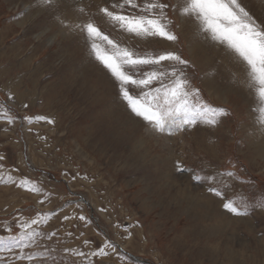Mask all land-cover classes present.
<instances>
[{"label": "rangeland", "instance_id": "obj_1", "mask_svg": "<svg viewBox=\"0 0 264 264\" xmlns=\"http://www.w3.org/2000/svg\"><path fill=\"white\" fill-rule=\"evenodd\" d=\"M244 4L264 21V0ZM101 6L104 0H55L47 8L0 0V105L7 106L0 113L14 117L7 124L0 116V236H16L18 221L32 218L41 233L26 249L31 261L18 245L0 244V264H264V102L226 47L205 40L199 22L169 8L176 41L142 39L113 25ZM57 17L91 19L138 54L175 52L188 61V86L201 103L227 115L214 117V126L155 134L127 109L86 35ZM96 42L102 55L111 51ZM127 87L134 97L144 91ZM22 181L40 194L18 187ZM229 201L246 215L227 212ZM105 244L113 246L107 256L91 255Z\"/></svg>", "mask_w": 264, "mask_h": 264}, {"label": "snow or ice", "instance_id": "obj_2", "mask_svg": "<svg viewBox=\"0 0 264 264\" xmlns=\"http://www.w3.org/2000/svg\"><path fill=\"white\" fill-rule=\"evenodd\" d=\"M54 3L55 0H37L39 7L47 8ZM104 5L99 7V13L107 17L113 25L142 39L176 41V35L169 28L172 23L166 11L169 8L180 17L199 22L198 30L204 34L205 40L210 39L226 47L227 53L232 54L241 66L246 86L255 89L260 100L264 102V21L258 22L250 14L244 0H182L177 4H169L164 0H104ZM78 12L87 14L84 7L78 8ZM57 20L61 27L69 32L78 30L86 35L95 60L115 78L118 95L125 102L127 109L147 123L155 134L171 136L174 131H185L201 122L214 126L217 123L214 117L227 115L224 109L211 108L201 103L199 93L188 86L185 76L188 61L175 52L138 54L129 48L118 46L109 36L104 35L91 19L83 23H70L61 17H57ZM97 40L106 41L111 51L106 49V54L102 55ZM146 67L151 70L144 71ZM154 84L157 86L152 87ZM129 85L144 91L139 97H134L127 87ZM7 99L12 101L14 97L9 93ZM0 107L7 108L6 105ZM259 113V130L264 134V107L259 109ZM0 116L5 117L7 124L14 122V117H9L7 111L0 113ZM25 119L31 123V118ZM47 122L54 123L50 119ZM3 159L0 156V160ZM176 170H183L179 162L176 163ZM17 186L36 194L41 191L35 187L27 188V181H22ZM210 191L220 195L215 189ZM223 208L235 216L246 215L239 212L231 201L223 203ZM79 219L85 220L86 217L80 216ZM39 226L40 220L37 218L18 221L20 232L16 236H0V244H4L6 250H12L18 245L17 254L21 259L26 257L31 261L33 257L26 249L29 242L35 243V238L41 235L36 230ZM5 231L10 233V227L6 226ZM107 247L113 246L105 244L104 247L93 250L91 255L107 256ZM65 251L74 257H84L85 261L87 260V253L67 249Z\"/></svg>", "mask_w": 264, "mask_h": 264}, {"label": "bare ground", "instance_id": "obj_3", "mask_svg": "<svg viewBox=\"0 0 264 264\" xmlns=\"http://www.w3.org/2000/svg\"><path fill=\"white\" fill-rule=\"evenodd\" d=\"M196 24V23H195ZM261 142V141H260ZM209 195V194H208ZM203 201V200H202ZM213 202V201H212ZM186 211V210H185ZM207 215V214H206Z\"/></svg>", "mask_w": 264, "mask_h": 264}]
</instances>
